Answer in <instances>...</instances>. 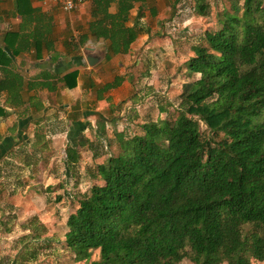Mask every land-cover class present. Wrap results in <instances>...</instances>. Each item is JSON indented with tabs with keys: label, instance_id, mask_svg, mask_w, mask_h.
<instances>
[{
	"label": "trees",
	"instance_id": "obj_1",
	"mask_svg": "<svg viewBox=\"0 0 264 264\" xmlns=\"http://www.w3.org/2000/svg\"><path fill=\"white\" fill-rule=\"evenodd\" d=\"M148 1L93 0L88 32L105 42L107 58L128 52L139 29L124 22L135 4L141 18ZM228 3L220 28L185 62L199 78L182 85L178 108L169 114L170 104L160 105L165 117L139 124L141 134L117 135L115 154L96 165L102 184L66 220L64 247L76 262L96 250L90 264L264 262V0ZM86 41L80 36L76 49ZM9 64L0 48V66ZM77 76L65 74L63 86L74 88ZM86 127L70 132L68 164L80 158Z\"/></svg>",
	"mask_w": 264,
	"mask_h": 264
},
{
	"label": "rangeland",
	"instance_id": "obj_2",
	"mask_svg": "<svg viewBox=\"0 0 264 264\" xmlns=\"http://www.w3.org/2000/svg\"><path fill=\"white\" fill-rule=\"evenodd\" d=\"M198 5L204 6L203 13L197 10ZM136 7L124 22L125 27L139 29V33H133L128 52L110 55L119 56L120 61L106 56L108 63L100 77L93 75L104 85L101 92H96L104 101L92 104L86 100L77 106L80 111L96 109L109 119L103 124L91 119L92 126L82 132L87 141L77 148V163L66 161L64 149L76 134L69 138L72 128L68 129L62 115L45 116L36 127L32 122L23 126L18 120L30 116L23 111L25 103L6 109L0 106L9 113L0 117V264L98 262V250L92 253L90 262H76L74 254L64 247L68 215L93 184H102L93 172L97 164L115 154L111 144H116L117 135L141 134L139 124L166 116L158 111L162 104H170L169 114L178 108L182 85L199 78L198 74L186 73L185 62L196 53L195 46L203 42L206 32L220 28L223 9L230 5L228 0H151L143 4V16L138 20ZM108 13L116 14L115 4ZM74 16L70 15L69 28L71 35L79 38L81 29ZM90 17L95 20L92 12ZM104 43L102 40L95 45L99 52H106ZM89 86L93 92L91 82ZM3 99L0 96V104ZM78 114L70 118L76 119ZM179 264L191 263L185 259Z\"/></svg>",
	"mask_w": 264,
	"mask_h": 264
},
{
	"label": "crops",
	"instance_id": "obj_3",
	"mask_svg": "<svg viewBox=\"0 0 264 264\" xmlns=\"http://www.w3.org/2000/svg\"><path fill=\"white\" fill-rule=\"evenodd\" d=\"M45 1L0 0V48L10 61L9 65H2L5 70H1L0 66V96L4 97L0 106L6 109L11 104L25 103L27 108L23 111L30 113V116L18 120H21L23 126L33 123L36 127L44 121L45 116L51 114L62 115L70 126L68 129L72 128L70 132L77 125H87L85 130L89 129L93 123L92 118L100 124L107 123L109 119L103 112L100 114L96 109H82L81 112L77 107L82 101L86 103V100L92 101V104L104 101L96 94L104 86L96 78L100 77L99 73L104 70L108 60L105 56L99 64L89 68L83 56L84 47L98 49L95 45L102 43V40L96 41L93 34L88 32L93 0H87L72 13H64L52 4L45 5ZM73 13L76 14L74 22H79L77 26L81 29L77 34L86 35L87 40L83 47L77 49L80 37L71 35L69 28L70 15ZM110 57L108 59L120 61L119 56ZM72 71L78 73L76 86L67 89L61 78ZM10 79L14 82L18 79L19 82L9 86L7 83ZM90 82L94 86L93 92L90 91ZM71 95L73 99H70ZM78 112L80 114L76 119L70 118Z\"/></svg>",
	"mask_w": 264,
	"mask_h": 264
},
{
	"label": "built area",
	"instance_id": "obj_4",
	"mask_svg": "<svg viewBox=\"0 0 264 264\" xmlns=\"http://www.w3.org/2000/svg\"><path fill=\"white\" fill-rule=\"evenodd\" d=\"M87 0H46L44 4H52L58 6L64 13H71L82 7Z\"/></svg>",
	"mask_w": 264,
	"mask_h": 264
},
{
	"label": "water",
	"instance_id": "obj_5",
	"mask_svg": "<svg viewBox=\"0 0 264 264\" xmlns=\"http://www.w3.org/2000/svg\"><path fill=\"white\" fill-rule=\"evenodd\" d=\"M94 47H84L83 48V56L85 63L89 68L95 67L97 64H99L104 57L106 56L105 51L99 52L98 50Z\"/></svg>",
	"mask_w": 264,
	"mask_h": 264
}]
</instances>
